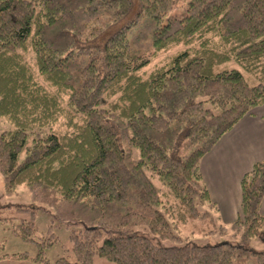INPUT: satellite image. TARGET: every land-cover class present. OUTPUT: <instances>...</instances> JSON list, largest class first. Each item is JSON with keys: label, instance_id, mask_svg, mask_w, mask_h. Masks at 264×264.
<instances>
[{"label": "trees", "instance_id": "1", "mask_svg": "<svg viewBox=\"0 0 264 264\" xmlns=\"http://www.w3.org/2000/svg\"><path fill=\"white\" fill-rule=\"evenodd\" d=\"M262 107L264 0H0V173L76 227L75 260L53 264H264L249 249L264 235L262 160L240 182L237 245L136 231L225 235L201 163ZM12 233L37 253L0 243V257L51 264L34 219Z\"/></svg>", "mask_w": 264, "mask_h": 264}, {"label": "rangeland", "instance_id": "2", "mask_svg": "<svg viewBox=\"0 0 264 264\" xmlns=\"http://www.w3.org/2000/svg\"><path fill=\"white\" fill-rule=\"evenodd\" d=\"M246 75V74H245ZM247 76V75H246ZM12 127L5 120L0 118V134L11 130ZM32 138L29 139L25 148L20 153L18 161L22 162L25 158V150L31 146ZM205 182V181H204ZM217 214V213H216ZM218 214L221 216V223L226 226L227 233L225 235L210 234L202 235L198 233H191L190 228H183L180 237L184 241L182 244L174 243L171 240H161L155 236L145 227L139 226L136 228L137 233L151 239L153 243L161 247H174L178 245L198 244V245H217L224 242H230L237 245L240 242V235L234 233L231 229V223H227L222 217L219 210ZM0 218L5 221H0V243L4 246V251L8 252H27L29 255L35 256L37 248L34 244H27L15 238L12 233L14 226L19 225L23 219H34L37 238L41 242V238H50L55 242L46 249V258L51 264L57 259L66 257L70 261L75 260L73 252V244L71 241L72 230L76 227H68V225L60 221L55 215L53 210L41 205L32 199L29 189L25 186H19L13 193L6 190L5 180L0 173ZM218 221L217 224H219ZM40 238V239H39ZM49 240V241H50ZM249 249L255 252H264V235L253 238L249 243ZM94 264H113L112 262L96 256ZM243 264H257L254 259H249Z\"/></svg>", "mask_w": 264, "mask_h": 264}, {"label": "crops", "instance_id": "3", "mask_svg": "<svg viewBox=\"0 0 264 264\" xmlns=\"http://www.w3.org/2000/svg\"><path fill=\"white\" fill-rule=\"evenodd\" d=\"M264 107L245 117L201 163L203 179L227 223L239 215L240 182L244 174L259 160L264 161ZM264 213V201L262 205ZM14 236V235H13ZM15 237V236H14ZM16 238V237H15ZM21 251L3 254H19ZM33 256V255H32ZM0 264H39L30 259L0 257Z\"/></svg>", "mask_w": 264, "mask_h": 264}]
</instances>
